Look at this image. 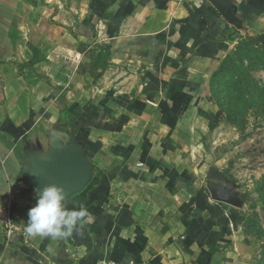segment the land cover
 I'll return each instance as SVG.
<instances>
[{
	"label": "crops",
	"instance_id": "obj_1",
	"mask_svg": "<svg viewBox=\"0 0 264 264\" xmlns=\"http://www.w3.org/2000/svg\"><path fill=\"white\" fill-rule=\"evenodd\" d=\"M220 2L0 0V203L18 227L0 264H247L244 214L202 146L221 121L212 72L264 31V0ZM47 185L87 208L79 233L26 234Z\"/></svg>",
	"mask_w": 264,
	"mask_h": 264
},
{
	"label": "rangeland",
	"instance_id": "obj_2",
	"mask_svg": "<svg viewBox=\"0 0 264 264\" xmlns=\"http://www.w3.org/2000/svg\"><path fill=\"white\" fill-rule=\"evenodd\" d=\"M236 37L209 80L221 121L202 147L205 163L232 184L244 214L247 264H264V31Z\"/></svg>",
	"mask_w": 264,
	"mask_h": 264
},
{
	"label": "clouds",
	"instance_id": "obj_3",
	"mask_svg": "<svg viewBox=\"0 0 264 264\" xmlns=\"http://www.w3.org/2000/svg\"><path fill=\"white\" fill-rule=\"evenodd\" d=\"M64 196V190L57 185L42 187L36 205L28 211L25 230L29 237L64 239L74 231L79 233L90 213L86 207L68 210L64 204Z\"/></svg>",
	"mask_w": 264,
	"mask_h": 264
},
{
	"label": "built area",
	"instance_id": "obj_4",
	"mask_svg": "<svg viewBox=\"0 0 264 264\" xmlns=\"http://www.w3.org/2000/svg\"><path fill=\"white\" fill-rule=\"evenodd\" d=\"M18 229L11 217L10 207L0 203V233L10 235ZM96 264H116L115 261L109 259H98Z\"/></svg>",
	"mask_w": 264,
	"mask_h": 264
},
{
	"label": "trees",
	"instance_id": "obj_5",
	"mask_svg": "<svg viewBox=\"0 0 264 264\" xmlns=\"http://www.w3.org/2000/svg\"><path fill=\"white\" fill-rule=\"evenodd\" d=\"M94 56V66H98L97 64L100 60H105V63L101 65V70H103L107 65L106 60L109 57L108 48L106 46L99 48V51Z\"/></svg>",
	"mask_w": 264,
	"mask_h": 264
},
{
	"label": "water",
	"instance_id": "obj_6",
	"mask_svg": "<svg viewBox=\"0 0 264 264\" xmlns=\"http://www.w3.org/2000/svg\"><path fill=\"white\" fill-rule=\"evenodd\" d=\"M215 7H217L224 15H225V11H224V8L227 6V3L226 2H220V0H209ZM79 147V150H80V146ZM71 163V160L69 162V164ZM75 167L77 168L79 174L80 172L82 171L80 167H78V164H74ZM75 187V186H74ZM75 189V188H74ZM73 190V189H72ZM226 196H224L223 198H225Z\"/></svg>",
	"mask_w": 264,
	"mask_h": 264
}]
</instances>
